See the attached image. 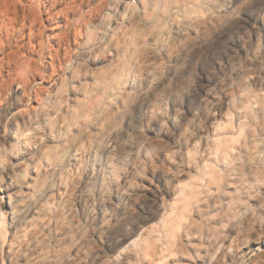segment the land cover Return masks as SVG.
Masks as SVG:
<instances>
[{
  "label": "rangeland",
  "instance_id": "rangeland-1",
  "mask_svg": "<svg viewBox=\"0 0 264 264\" xmlns=\"http://www.w3.org/2000/svg\"><path fill=\"white\" fill-rule=\"evenodd\" d=\"M56 8L35 36L0 27V140L53 113L21 166L0 144V264H264V0Z\"/></svg>",
  "mask_w": 264,
  "mask_h": 264
},
{
  "label": "bare ground",
  "instance_id": "bare-ground-1",
  "mask_svg": "<svg viewBox=\"0 0 264 264\" xmlns=\"http://www.w3.org/2000/svg\"><path fill=\"white\" fill-rule=\"evenodd\" d=\"M28 1L29 0L25 2H23V0H18V1L17 0H0V24H1L0 27L6 30V32L8 33V36L13 35L14 30L16 29V27L18 28L17 25L20 23H21V28H20L21 30L19 31H21L24 34L28 28L29 36L32 37L33 35L35 36L36 31L43 32V30L47 28V26L50 23L52 24L56 22L57 12L55 13V15L52 14V12L55 9H57L56 6L60 2V0H48L49 2H51V8L46 11V14L44 10L47 8L46 5H45L46 6L45 8L43 6V9L37 8L39 9L37 10L36 8L33 9L34 7L32 8V6L28 4L29 3ZM74 11H70V12H74ZM59 12H58V16L62 17L59 14ZM65 14L67 16L69 15L68 13H65ZM56 28L54 27V29ZM52 115H53L52 112L47 111V110H42L36 113L33 117H27L25 115H22V116L16 115L13 118L11 122V129L9 131L8 137L4 138V140H0V144L3 145L4 143H7L9 148H12L14 145H16V143L18 144L22 142L25 144V142L21 139V137L23 136H30L32 140L30 147L25 145L26 148L24 149V151L21 154L13 158V162H15V164L21 166L24 160L31 157V155L33 154V150L31 147L34 144H38V143L40 144L41 137L43 136V133L41 132V127L43 125H46L49 122ZM9 171H10V174L8 176L9 180L5 182L4 184H0V192L2 194L11 196L14 192L18 191V187L14 183V178H17L18 175L16 173V170L13 167H10ZM262 250L264 251V244H263Z\"/></svg>",
  "mask_w": 264,
  "mask_h": 264
},
{
  "label": "clouds",
  "instance_id": "clouds-1",
  "mask_svg": "<svg viewBox=\"0 0 264 264\" xmlns=\"http://www.w3.org/2000/svg\"><path fill=\"white\" fill-rule=\"evenodd\" d=\"M225 3H228V0H225ZM106 19H111V18L110 17H107ZM68 69H71V63L69 64ZM38 87L39 86H34V89L33 90H35ZM60 90H61V92H66L65 86L64 85H60ZM76 90L77 91H80L81 89H76ZM49 95L59 96L60 95V92L50 93ZM6 100H7V97H5L3 101H0V103L6 102ZM64 103L65 102H61V105L60 106L63 107L64 106ZM160 123H161V127L166 128V123H164L163 120H161ZM21 139L25 142V145L26 146H29V147L31 146L32 140H31L30 136H23V137H21ZM13 150L14 151H19V148L16 147V146H14V149ZM3 162H4V164H7L8 163V160H7L6 157H4V161ZM21 179H23V180H27L28 179V176H27V173L26 172L21 177ZM19 195L25 197V200H24L25 203H28L29 201L36 199V196L25 195L23 192L19 193ZM37 195H39V193H37ZM247 214H248L247 211H245L244 213H242V215H244V216H246ZM228 226H229L228 224H225L224 225L225 228H227ZM101 227L107 229L108 227H116V226L115 225H110V222L106 219L104 221V223L101 225ZM28 231H31V229H28ZM22 236H23V239L17 238V240L15 242H13V244L11 245V247L14 250H16L20 255L23 256V255H27V253L20 252V249L24 247L23 241L26 240L27 233H23ZM4 243H8V241H7V232L6 231H5V234H4ZM217 245H218V247H217ZM213 248L218 252L219 249L224 248V244L221 242V240L219 238H216V244L213 245ZM226 251L227 252H231L232 251L231 247L229 246ZM49 253L50 254H55L54 253V250H52V249H49ZM41 258L47 259L46 256H42ZM26 264H35V260L33 258H30V259L27 260Z\"/></svg>",
  "mask_w": 264,
  "mask_h": 264
}]
</instances>
